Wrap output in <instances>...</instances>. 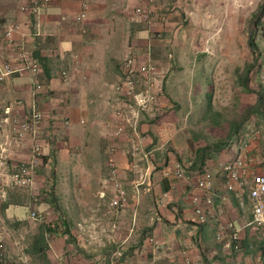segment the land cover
Wrapping results in <instances>:
<instances>
[{
	"label": "crops",
	"instance_id": "obj_1",
	"mask_svg": "<svg viewBox=\"0 0 264 264\" xmlns=\"http://www.w3.org/2000/svg\"><path fill=\"white\" fill-rule=\"evenodd\" d=\"M25 1L20 0L17 10H13L11 1L3 2L0 7V59L10 57L2 46L4 27L7 22L19 24L20 15L38 19L36 26L40 29L34 35L28 34L30 31L25 32L26 27L20 23V32L13 36L15 42L22 47V43L31 36L30 42L52 44L53 47L47 53L31 45L32 50H37L33 59L40 67L41 90L33 88L38 81L27 85L18 78L8 79L0 85V148L5 150V160H26L31 139L26 137L22 140L28 141L27 151L17 150L19 147L12 140L9 128L2 124L4 111L10 107L12 117L21 116L22 108L15 106V101L21 99L26 105L32 103L43 115L39 129L41 163L45 166L51 164L54 148L58 151L61 156L58 169L63 172L58 186L70 198L67 203L94 204L99 219L96 234L100 237L109 235L113 247H126L125 264H185L186 260L189 264H229L234 256L223 250L224 243H230L229 238L226 236L221 243L215 240V235L220 224L234 221L240 230V240L244 244L249 240V229L243 228L246 221L238 206L239 197L232 193H219L225 199L217 196L213 199L215 219L198 224L189 198L192 182L170 186L162 179V166L178 158L185 160L181 156L185 154L184 146L188 145L186 137L174 131L175 119H166L163 115L169 101L161 95L162 92L158 90L160 95L157 94L156 98L155 116L142 115L135 132L127 128L121 136L114 135V111L119 104L113 86L120 81L123 73L121 63L132 49L128 42L112 37L117 22H112L115 13L105 9L106 0H50L38 15L19 11ZM143 1L139 0L138 4L146 8L148 3ZM82 3L87 5L86 18L75 23L73 16L80 12ZM121 11H116V14ZM58 14L60 22L55 20ZM66 19H72L70 22L77 27L70 28ZM119 24L123 28L124 25ZM136 37H143V34L136 33ZM135 50V55H141L139 49ZM63 68L70 71L69 86H65L60 78ZM232 135V145L224 154V161L237 154L235 143L239 137ZM112 147L114 153L110 154ZM191 152L190 149V155ZM198 153L193 157L195 162ZM110 156L117 165L118 181L127 193L128 202L121 209L110 206L114 197V185L109 180L107 169ZM245 173L246 170L243 171ZM218 183L215 177V189ZM77 189L83 198L74 199ZM27 216L19 202L11 205L6 203V198L0 199V233L6 247L10 244L11 249L5 234V230L9 232L8 225L15 221L18 227H22ZM106 221H109V234L103 233ZM261 246L264 247V243ZM258 252L253 258L237 254L238 264H264V255L262 251Z\"/></svg>",
	"mask_w": 264,
	"mask_h": 264
},
{
	"label": "rangeland",
	"instance_id": "obj_2",
	"mask_svg": "<svg viewBox=\"0 0 264 264\" xmlns=\"http://www.w3.org/2000/svg\"><path fill=\"white\" fill-rule=\"evenodd\" d=\"M7 1L13 3V10L18 9L20 0H0V7ZM138 1L104 2L105 9L115 13L112 22L117 24L112 37L128 42L132 49L129 56L135 55V49L140 50V56L149 53L157 72L153 89L158 95L160 90L169 101L163 115L175 119L174 131L186 137L188 145L181 159L194 160L195 153L201 152L203 162L208 161L214 168L224 161L233 133L239 138L251 133L245 152L247 175H243L248 183L251 174L264 172V0H144L154 24L142 22L132 13ZM118 10H122L120 14H116ZM60 18L56 15V22ZM20 20L18 23L26 27L25 32L30 31L28 34L34 35L40 29L36 26L38 19L20 15ZM71 20L65 22L70 28L77 27ZM136 33L143 37L137 38ZM30 38L22 43L30 58L37 51L32 50V44L47 53L53 47L32 43ZM2 46L10 56L3 60L13 63L21 46L15 40L11 44L3 41ZM17 78L27 85L43 81L40 74L13 75L10 81ZM16 144L18 151L29 148L26 140ZM51 158L48 166L43 162L38 166L29 190L14 188L6 192V203L19 202L28 215L22 227L12 221L7 227L10 233L5 230L11 243V249L10 244L6 247L7 255L16 258L18 254L20 264H125L126 247H113L109 235L96 234L99 219L94 204L67 203L70 198L58 186L63 172L58 169L61 156L55 148ZM5 161V174L9 175L25 159ZM246 187L240 194L245 203ZM76 191L74 199L83 198ZM240 212L245 221L250 219L248 206ZM30 213L42 217V222L32 220ZM108 225L106 221L105 234H109ZM249 233L247 243L240 240V252L230 254L237 264V254L253 258L264 248L263 236L250 229Z\"/></svg>",
	"mask_w": 264,
	"mask_h": 264
},
{
	"label": "built area",
	"instance_id": "obj_3",
	"mask_svg": "<svg viewBox=\"0 0 264 264\" xmlns=\"http://www.w3.org/2000/svg\"><path fill=\"white\" fill-rule=\"evenodd\" d=\"M50 2V0H27L23 2L19 11L23 14L38 15ZM87 5L81 4L80 12L73 16L75 23H81L86 18ZM133 14L140 21L153 23L151 12L138 4L133 8ZM162 18H160L161 20ZM164 20V18L162 19ZM21 27L16 22H7L3 30V39L7 44L13 42L15 33L20 32ZM122 77L113 86V91L118 95L116 99L119 107L114 111L116 119L114 135L119 137L124 134L127 128L136 131L138 119L142 115L154 116V107L157 93L154 91V76L156 66L152 62L150 55L127 56L121 63ZM39 64L30 58L22 47L18 48L16 57L11 61L0 59V85L10 79L13 75L28 74L37 76L39 74ZM60 78L65 86L70 85V71L67 68L60 70ZM34 90L39 91L42 85L37 82ZM15 106L24 109L21 116H11V108L4 111L5 117L2 124L9 128L12 140L17 143L26 137L31 139V147L28 158L16 165L9 175L5 174L4 164L5 150L0 148V199L6 198L8 189L29 190L33 184L34 176L42 159V144L39 140V129L43 122V115L34 104L26 105L21 99L15 101ZM251 140V135L246 134L235 143L236 156L228 161H221L213 168L203 162L198 167L194 166L193 160L175 159L171 164L163 165L160 171L162 179L166 180L170 186L178 182H192V192L190 201L193 205L195 221L204 224L215 219L213 212V199L217 196L222 200L224 196L219 193H232L239 197L238 206L243 210L246 206L250 209V219L246 221L243 228L250 229L264 238V172L251 174L246 183L243 178V171L246 170V148ZM114 153V148H110V154ZM107 169L109 180L114 185V197L110 206L115 209L123 208L127 202V193L124 186L118 181V169L112 156L108 158ZM218 179V186L214 187V178ZM247 185L246 203L240 197ZM224 195V194H222ZM167 195L164 194V197ZM30 218L37 222H42L43 218L35 213H30ZM239 229L234 222L220 224V228L215 235V240L223 242L228 236L230 243H224L223 250L227 255L240 252ZM228 234V235H227ZM16 258L7 255V248L3 235L0 233V264H20L21 257ZM264 260V256H263ZM23 262V261H22ZM185 264H189L188 260ZM229 264H237L231 259Z\"/></svg>",
	"mask_w": 264,
	"mask_h": 264
},
{
	"label": "trees",
	"instance_id": "obj_4",
	"mask_svg": "<svg viewBox=\"0 0 264 264\" xmlns=\"http://www.w3.org/2000/svg\"><path fill=\"white\" fill-rule=\"evenodd\" d=\"M251 47L254 48L253 45H251ZM202 162H203V157H202V155H201V152H199V153H198V156H197V160H196V162L194 161V166H195V167H198L200 164H202ZM260 251H262V254L264 255V248H263L262 250H260Z\"/></svg>",
	"mask_w": 264,
	"mask_h": 264
}]
</instances>
